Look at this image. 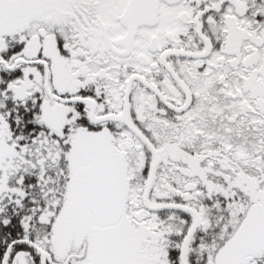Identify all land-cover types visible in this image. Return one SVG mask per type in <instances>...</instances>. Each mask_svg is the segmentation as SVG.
I'll return each instance as SVG.
<instances>
[{
  "label": "snow or ice",
  "instance_id": "1",
  "mask_svg": "<svg viewBox=\"0 0 264 264\" xmlns=\"http://www.w3.org/2000/svg\"><path fill=\"white\" fill-rule=\"evenodd\" d=\"M0 264H264V0H0Z\"/></svg>",
  "mask_w": 264,
  "mask_h": 264
}]
</instances>
